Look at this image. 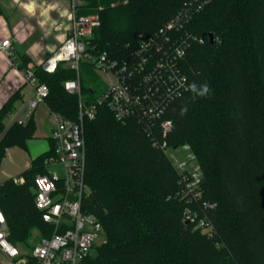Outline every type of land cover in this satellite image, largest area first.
Instances as JSON below:
<instances>
[{
  "label": "trees",
  "instance_id": "1",
  "mask_svg": "<svg viewBox=\"0 0 264 264\" xmlns=\"http://www.w3.org/2000/svg\"><path fill=\"white\" fill-rule=\"evenodd\" d=\"M190 0H87L80 14L100 15L92 42L112 58H129L140 36L147 38ZM190 30L204 37L194 42L182 63L190 86L169 112L173 147L190 146L202 171V201L215 204L209 217L215 234L208 237L184 219L197 210L180 196V174L169 157L153 147L135 122L116 120L105 106L84 121L86 183L83 210L105 230V240L79 264H264V0H212L195 15ZM215 38L209 44L208 35ZM49 89L46 103L53 113L76 121L79 95L65 82L77 73L64 62L54 73L34 70ZM80 83L88 104L106 89L93 64L80 65ZM207 84L201 97L192 91ZM18 95L0 110V157L12 147L27 149L35 135L26 125L5 120ZM52 149L35 158L20 176L0 184V208L8 239L29 252L35 232L50 237L54 227L36 208L38 174L47 172Z\"/></svg>",
  "mask_w": 264,
  "mask_h": 264
},
{
  "label": "built area",
  "instance_id": "2",
  "mask_svg": "<svg viewBox=\"0 0 264 264\" xmlns=\"http://www.w3.org/2000/svg\"><path fill=\"white\" fill-rule=\"evenodd\" d=\"M211 1H188L153 35L147 38L140 36L138 47L129 58L118 60L107 52L99 51L92 42L94 29L101 24L100 15L79 13L87 0H69L68 35L43 63V68L48 73H54L64 62L77 73L76 79L65 82V88L69 93L79 95L80 111L76 121L54 113L52 139L55 146L46 160L48 170L35 178L36 208L42 213L43 220L54 227V231L50 237L34 243L29 252H24L8 239L7 218L0 208V254L7 258V264H79L93 252L100 238L105 240L102 224L94 215L83 210V200L89 194L85 179L84 121L95 118L98 106L107 107L121 124L135 122L151 139L153 147L169 157L180 174L181 190L178 194L199 207L197 210L188 207L185 221L208 237L215 234L209 217L215 204L202 201V171L198 160L190 146L173 147L169 143L174 131L169 112L190 90L182 63L194 42L205 41L204 37L193 34L190 24ZM64 26L61 22L55 29L61 30ZM11 45V40L3 41L0 51L13 56ZM84 61L93 64L98 74L106 73L109 78L104 79L106 89L91 104H87L81 92L80 65ZM23 75L26 83L33 88L34 96L22 105L5 132L14 124H28L49 96L48 87L38 82L34 71L26 70ZM182 148L190 151L185 160L180 157ZM57 164L63 166L64 176L52 170ZM14 181L22 183L24 179L18 177Z\"/></svg>",
  "mask_w": 264,
  "mask_h": 264
},
{
  "label": "crops",
  "instance_id": "3",
  "mask_svg": "<svg viewBox=\"0 0 264 264\" xmlns=\"http://www.w3.org/2000/svg\"><path fill=\"white\" fill-rule=\"evenodd\" d=\"M70 11L69 0H0V44L11 40L13 52V56H9L0 51V110L10 98L18 95L14 109L8 116H11V119L22 105L34 96V90L26 83L23 72L34 71L43 66L63 43L68 35ZM61 22L65 26L56 30L55 26ZM33 119L36 131L34 137L28 141L27 149L9 148L5 157L1 158L0 184L21 177L35 158L52 149L54 113L46 102L39 106ZM49 121L53 124L50 128ZM22 150L24 152H21ZM10 151L15 154L16 166L19 168L16 175H10V165L7 162L2 167ZM0 255L8 263L7 258Z\"/></svg>",
  "mask_w": 264,
  "mask_h": 264
},
{
  "label": "rangeland",
  "instance_id": "4",
  "mask_svg": "<svg viewBox=\"0 0 264 264\" xmlns=\"http://www.w3.org/2000/svg\"><path fill=\"white\" fill-rule=\"evenodd\" d=\"M98 77L103 82V84H105L104 83L105 82L104 79L105 80H109L108 75H106V73H100V74H98ZM84 100L86 101V96H84ZM11 122H12V119H11V116H10L5 121L6 126L10 125ZM52 125H53L52 122L49 121L48 128H50V126H52ZM21 152H24V151L22 150ZM189 153H190V151L182 148V152H181V156L180 157H182V159L185 160ZM6 162L10 165V167H9V170H10L9 173H11L10 175H12V174L13 175H16L18 173V171H19L18 170L19 168L17 169V166H16V158H15V154L13 153V151L12 152L10 151V154H8L6 156V158L4 159V162L2 164V167H3L4 164H6ZM195 169H196V167H195ZM52 170L58 172V174L60 176H64V168H63L62 165L57 164L54 167H52ZM195 172H197V171L195 170ZM0 179H1V176H0ZM39 240H40V233L38 231H36L35 232V236L33 238L32 244L34 245V243H36ZM103 240H104V237L100 238L97 241V244L96 245L101 244ZM17 247H19V249H21L22 251L27 252V250H25L24 248H22L20 245L19 246L17 245ZM0 264H7L6 261H5V259L1 255H0Z\"/></svg>",
  "mask_w": 264,
  "mask_h": 264
},
{
  "label": "clouds",
  "instance_id": "5",
  "mask_svg": "<svg viewBox=\"0 0 264 264\" xmlns=\"http://www.w3.org/2000/svg\"><path fill=\"white\" fill-rule=\"evenodd\" d=\"M192 91H193L194 93H196V95L203 97V96H205V95L208 94V92H209V87H208L207 84H204L203 86H201V87L199 88V90H197L196 88H193Z\"/></svg>",
  "mask_w": 264,
  "mask_h": 264
},
{
  "label": "water",
  "instance_id": "6",
  "mask_svg": "<svg viewBox=\"0 0 264 264\" xmlns=\"http://www.w3.org/2000/svg\"><path fill=\"white\" fill-rule=\"evenodd\" d=\"M208 38H209V41H208L209 44L212 45V44L215 43L216 40H215V38H214V36L212 34H209Z\"/></svg>",
  "mask_w": 264,
  "mask_h": 264
}]
</instances>
